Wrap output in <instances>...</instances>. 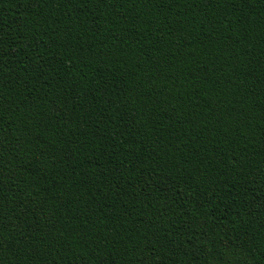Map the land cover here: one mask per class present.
Segmentation results:
<instances>
[{
    "label": "trees",
    "instance_id": "1",
    "mask_svg": "<svg viewBox=\"0 0 264 264\" xmlns=\"http://www.w3.org/2000/svg\"><path fill=\"white\" fill-rule=\"evenodd\" d=\"M0 264H264V0H0Z\"/></svg>",
    "mask_w": 264,
    "mask_h": 264
}]
</instances>
